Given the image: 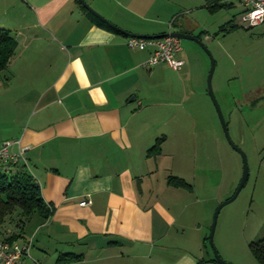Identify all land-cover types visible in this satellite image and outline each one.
Masks as SVG:
<instances>
[{
  "label": "crops",
  "instance_id": "0c3cea01",
  "mask_svg": "<svg viewBox=\"0 0 264 264\" xmlns=\"http://www.w3.org/2000/svg\"><path fill=\"white\" fill-rule=\"evenodd\" d=\"M85 1L113 25L143 37L177 30L166 32L164 23L187 4ZM202 3L197 7L205 10ZM83 5L0 0V28L19 42L0 79V144L13 140L15 154L26 148L22 162L53 209L48 218L37 213L24 222L15 212L2 238L16 234L18 243H31V254L18 264H60L64 253L81 258L63 264L215 263L204 257L195 225L200 200L193 183L176 168L167 175V123L195 120L210 106L204 52L182 42L183 69L145 68L153 49H129V37L101 26ZM198 24L185 20L177 31L203 39ZM192 96L200 100L197 113ZM175 110V117L168 114ZM161 140L159 154L150 155ZM170 176L191 190L171 186ZM84 201L91 202L80 206Z\"/></svg>",
  "mask_w": 264,
  "mask_h": 264
},
{
  "label": "rangeland",
  "instance_id": "374dc122",
  "mask_svg": "<svg viewBox=\"0 0 264 264\" xmlns=\"http://www.w3.org/2000/svg\"><path fill=\"white\" fill-rule=\"evenodd\" d=\"M201 1L203 5L206 2L183 0L187 4L164 24L169 33L171 28L180 30L185 20L195 27L203 23L204 27L198 28L196 34L203 35V44L211 54L189 39L182 40V44L190 42L200 53L204 52L209 62L206 86L213 63L211 55L216 60L212 86L234 145L224 133L208 86V109L202 110L195 120L177 118L167 123V175L169 167L176 168V174L181 173L193 183L196 190L193 194L200 200L195 208L198 216L195 225L200 229L203 254L206 260L215 259L210 241L212 224L219 206L236 194L242 182L245 162L240 150H243L249 163V180L240 196L221 209L214 241L225 262L257 264L250 247L264 239V24L251 28L242 25L243 8L236 2L232 9L212 13L197 7ZM234 18L240 27L221 32L223 25ZM173 19L177 20L171 27ZM6 74L8 71L0 79L4 80ZM192 98L199 105L195 108L197 113L202 109L200 100L198 96ZM168 114L175 117L176 110Z\"/></svg>",
  "mask_w": 264,
  "mask_h": 264
},
{
  "label": "trees",
  "instance_id": "16d2710c",
  "mask_svg": "<svg viewBox=\"0 0 264 264\" xmlns=\"http://www.w3.org/2000/svg\"><path fill=\"white\" fill-rule=\"evenodd\" d=\"M206 2V9L212 13H218L222 11L223 8L232 9L234 7V4L228 3V0H206ZM83 8L88 12L85 5H83ZM89 14L96 18L101 26L109 28L116 33L118 32L113 29L112 26L102 22V19L96 14ZM239 27L240 24L236 23L234 18L223 25L221 32H231ZM18 44L19 42H17L9 29L0 28V75L6 71L10 61L14 58ZM162 142V140L159 141L156 146L151 148L149 151L150 155L159 154ZM169 182L171 186L174 187L182 186V188L189 190L192 188V185L178 176H170ZM41 189V184L38 183L31 172L27 170L25 163H9L6 165V168H0V240L4 239L1 234L3 233L6 219L14 215L15 212L20 211V222H24L27 219L29 220L32 216L37 215V213L41 214L43 218H48L50 214H52L53 209H49L44 196H42ZM18 239L19 236L12 234V236L4 240L18 241ZM250 250L257 264H264V239L253 242ZM80 258L81 255L64 253L59 257V263L76 262L80 260ZM213 262L217 263L216 258L213 259Z\"/></svg>",
  "mask_w": 264,
  "mask_h": 264
},
{
  "label": "built area",
  "instance_id": "2783aa9c",
  "mask_svg": "<svg viewBox=\"0 0 264 264\" xmlns=\"http://www.w3.org/2000/svg\"><path fill=\"white\" fill-rule=\"evenodd\" d=\"M238 3L243 12L241 14L242 25L246 27H259L264 24V0H228V3ZM171 27L173 22H171ZM182 40L177 36L161 37L159 39L139 37H129L128 48L131 50L139 49L141 51L151 47L153 52L145 62V68L156 67L161 63H166L172 70H181L185 66V61L178 59L177 54L181 49ZM16 143L13 140H8L0 144V162L8 165L9 163H22L24 151L22 148L19 153H14ZM91 201H84L80 206H87ZM31 243L26 242L24 245L17 240H0V264H18L20 258L31 254Z\"/></svg>",
  "mask_w": 264,
  "mask_h": 264
},
{
  "label": "water",
  "instance_id": "95a60500",
  "mask_svg": "<svg viewBox=\"0 0 264 264\" xmlns=\"http://www.w3.org/2000/svg\"><path fill=\"white\" fill-rule=\"evenodd\" d=\"M81 1L85 6H86V9L89 10L91 13H95L96 15H98L100 17V19H102V21L105 23V24H108L110 26H112L116 31H118L119 33H123L125 34V36L127 37H139L141 39H146V38H152V39H159L161 37H168V36H177L179 39L181 40H185V39H189L193 42H196V44H200L203 48H205L204 44H203V39L200 37V36H195V35H191L190 33H183V32H180V31H172V33H169V34H159V36H146V37H143V36H138V34H131V33H128L125 29L123 28H119L118 26L116 25H113L112 22L110 20H108V18L106 19L102 14H100L98 11H96L95 9L93 10L91 8V6L85 1V0H79ZM206 51L207 48H205ZM209 52V51H208ZM210 53V52H209ZM211 54V53H210ZM211 60H213V63H212V68L210 69V77H209V81H208V86H209V95L211 97V99L214 100V103H215V107L217 109V111L219 112V115H220V120H221V123L223 124L224 126V130H225V135L226 137H228L230 139V141L233 143V139L232 137L230 136V133H229V125L226 124L225 122V117H224V113L222 112L221 110V105L219 103V99H217L216 95H215V89H214V86H212V80L214 78V70H215V67H216V60H214L213 56L211 55ZM234 145V143H233ZM235 147V146H234ZM240 152L243 153V160L245 162V169H243V178H242V182L239 184L238 186V190L236 192L235 195H233L232 197H230L229 200L225 201V203L221 204L218 208V210L216 211L215 213V221L213 222L212 224V235H210V241H211V244L213 246V250H214V253L216 254V260H217V263L218 264H229L227 262H225L224 258L221 256V254H218L217 250H216V245H215V241H214V235L216 234V226H217V223H218V219H219V213L221 211V209H224L227 205H229L233 200L235 201L237 199L238 196H240L242 190H243V186L245 185L246 182H248L249 180V163L247 162V155L246 153L243 151V150H240Z\"/></svg>",
  "mask_w": 264,
  "mask_h": 264
}]
</instances>
